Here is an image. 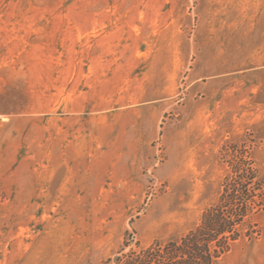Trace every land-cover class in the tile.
<instances>
[{
	"label": "rangeland",
	"instance_id": "374dc122",
	"mask_svg": "<svg viewBox=\"0 0 264 264\" xmlns=\"http://www.w3.org/2000/svg\"><path fill=\"white\" fill-rule=\"evenodd\" d=\"M242 156L264 175V0H0V264L178 237ZM255 223L218 264H264Z\"/></svg>",
	"mask_w": 264,
	"mask_h": 264
},
{
	"label": "trees",
	"instance_id": "16d2710c",
	"mask_svg": "<svg viewBox=\"0 0 264 264\" xmlns=\"http://www.w3.org/2000/svg\"><path fill=\"white\" fill-rule=\"evenodd\" d=\"M242 157L229 163L230 173L222 181L216 201L203 210L193 227L147 246L136 242L131 247L124 240L100 264H218L234 241L255 232V218L264 213V175L253 161Z\"/></svg>",
	"mask_w": 264,
	"mask_h": 264
},
{
	"label": "crops",
	"instance_id": "0c3cea01",
	"mask_svg": "<svg viewBox=\"0 0 264 264\" xmlns=\"http://www.w3.org/2000/svg\"><path fill=\"white\" fill-rule=\"evenodd\" d=\"M173 65H174V63H172ZM231 66H237V62H236V60H234V61H232V63L230 64V67Z\"/></svg>",
	"mask_w": 264,
	"mask_h": 264
}]
</instances>
